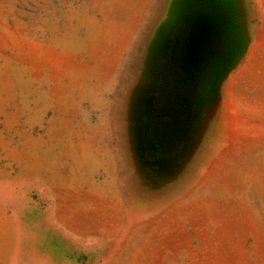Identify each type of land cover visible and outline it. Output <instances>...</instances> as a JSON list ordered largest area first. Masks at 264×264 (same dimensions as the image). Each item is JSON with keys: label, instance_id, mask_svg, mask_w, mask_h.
Wrapping results in <instances>:
<instances>
[{"label": "rangeland", "instance_id": "obj_1", "mask_svg": "<svg viewBox=\"0 0 264 264\" xmlns=\"http://www.w3.org/2000/svg\"><path fill=\"white\" fill-rule=\"evenodd\" d=\"M184 1L0 0V264H264V0H219L237 42L208 134L148 159Z\"/></svg>", "mask_w": 264, "mask_h": 264}, {"label": "flooded vegetation", "instance_id": "obj_2", "mask_svg": "<svg viewBox=\"0 0 264 264\" xmlns=\"http://www.w3.org/2000/svg\"><path fill=\"white\" fill-rule=\"evenodd\" d=\"M202 13L207 16L212 34L191 64L188 38L193 22ZM236 42V25L226 5L219 0H193L187 20L174 35L169 58L161 63V77L150 113V161L190 151L208 134L210 108L231 65Z\"/></svg>", "mask_w": 264, "mask_h": 264}, {"label": "water", "instance_id": "obj_3", "mask_svg": "<svg viewBox=\"0 0 264 264\" xmlns=\"http://www.w3.org/2000/svg\"><path fill=\"white\" fill-rule=\"evenodd\" d=\"M191 1L192 0H185L184 2H182V8L178 14V17H176V21L172 25H169V31L160 40V61L166 60L168 58V54L174 44V41L171 40V37L173 36L175 29L178 27V25L181 24L191 4ZM206 18V15L199 17V19L195 22V25L193 26V31L191 32L188 38L189 43L187 45V54L189 56V62L191 64H194V60H196V58L198 57L199 52L202 50V47L207 45L208 40L212 34V27ZM157 81L158 77H156L154 84L150 87V89L146 93V96L143 99V105L144 108H146L144 112L145 115H148V113L150 112V108L152 107L154 97L151 96V94L154 93L156 90Z\"/></svg>", "mask_w": 264, "mask_h": 264}]
</instances>
